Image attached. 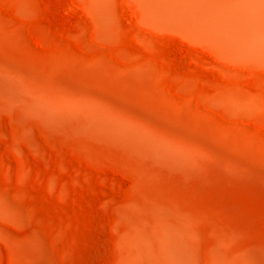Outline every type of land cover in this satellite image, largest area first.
<instances>
[{"label":"rangeland","instance_id":"rangeland-1","mask_svg":"<svg viewBox=\"0 0 264 264\" xmlns=\"http://www.w3.org/2000/svg\"><path fill=\"white\" fill-rule=\"evenodd\" d=\"M153 1L0 0V264H264V42Z\"/></svg>","mask_w":264,"mask_h":264},{"label":"bare ground","instance_id":"bare-ground-1","mask_svg":"<svg viewBox=\"0 0 264 264\" xmlns=\"http://www.w3.org/2000/svg\"><path fill=\"white\" fill-rule=\"evenodd\" d=\"M184 1H187L188 3V5L190 6V8L189 9H196V10H201V11H207L206 9H207V4H205L204 2H205V0L204 1H202V0H154L153 1V3H155L154 5H155V7L151 4L150 5V7L151 6H153L154 7V10H155V14H156V12H157V14H156V16L158 15V13L159 12H161L162 14H160V18L162 19V17H164V16H166L165 18L166 19H171L172 18V21H173V17H174V21H178V19L176 20V18L175 17H177L175 14H174V16H173V13L171 12V11H169V13H166V9H163L162 8V6L160 5L159 7H158V5H159V3H165L164 5H166V4H171L172 6H173V8H175V10L177 9V10H184L185 12H187L188 10L186 9V7H185V2ZM220 1V0H219ZM218 0H216L215 1V3L217 4V3H219L220 4V2H222V1H220L219 2ZM225 1V0H224ZM258 1V0H257ZM256 1V3H254V0H230V1H228V2H230V4L229 5H231V8H232V12L236 15H233V17H237L240 21V23H236L234 20L235 19H232V18H230L229 17V15H228V17L229 18H227V17H223V16H220V12H219V9H220V11L222 12V15H223V13H225L226 15H227V13H230L231 15H232V13L231 12H229V11H231V9H230V7H229V5L227 4V5H219V7H217L218 6V4H217V13L219 14V15H216V9L213 7V8H211L210 10H212V9H214L215 10V12L213 11V12H211V13H215L213 16H215L212 20H210L209 21V17L205 20V17L207 16V15H201L202 16V18L200 17V19H201V22H202V29H205L206 31L204 32V33H210V35H211V33L213 32V33H215V32H217L218 34H216L214 37L215 38H217L216 36L218 35V36H220V39L222 40V41H224L223 42V45H225L224 43H229V45H233V46H235L236 47V44L238 45V43L240 44V43H243V44H245V45H250L251 46V44H253V46H254V41L257 39V37H259V39H262V41L264 42V36H262L263 34V32H264V30H263V28H264V18L262 17V14L264 13V6H260V5H258L259 3ZM262 1H264V0H262ZM212 2V1H211ZM227 2V3H228ZM260 2H261V0H260ZM150 3H152V2H150ZM206 3H207V0H206ZM209 3H210V0H209ZM213 3H214V0H213ZM212 3V4H213ZM213 4V5H216V4ZM258 3V4H257ZM222 4V3H221ZM262 4V3H261ZM264 4V3H263ZM210 6H213V5H211V3L209 4ZM167 6V5H166ZM162 8V10H161V8ZM185 7V8H184ZM148 8V7H147ZM147 8H146V12H147ZM184 8V9H183ZM151 9L152 8H150V11H151ZM161 10V11H160ZM164 10H166V11H164ZM144 11V12H145ZM149 11V10H148ZM182 12L181 11V14L180 15H182L181 17H179L180 19L181 18H183V19H181L180 21L181 22H179V23H182V20L184 21V19L185 18H187V20L186 21H184V23L185 22H187L186 24H188V20H190L191 21V19H189L190 17H194L193 15L192 16H190L191 15V13L190 14H188L187 13V15L186 16H183V14L185 15L186 13L185 12ZM209 11V10H208ZM245 11V12H244ZM248 11V14L246 13ZM163 12H165V13H163ZM170 12H171V15L173 16V17H171V15H170ZM180 12V11H179ZM249 12L251 13V12H255V13H253V14H255V15H253L252 14V17H248V18H251V20H252V18L253 17H255L256 16V14H257V16L255 17L256 18V20H252L253 21V23L254 24H251V20L250 21H248L249 23H247V22H244L243 21V14L244 13H246L247 15H249ZM257 12V13H256ZM143 13V12H142ZM183 13V14H182ZM205 13H207V12H205ZM210 13V12H209ZM145 14V13H144ZM143 14V15H144ZM147 14V13H146ZM149 14V13H148ZM154 14V12H152L151 11V14H149L150 15V17L152 16ZM165 14V15H164ZM202 14V13H201ZM230 15V16H231ZM208 16H209V14H208ZM211 16H212V14H211ZM212 16V17H213ZM225 16V15H224ZM250 16H251V14H250ZM158 18H159V15L157 16ZM168 17V18H167ZM171 17V18H170ZM177 17V18H178ZM232 17V16H231ZM243 18V19H242ZM255 18H253V19H255ZM166 19H165V21H166ZM195 19V18H194ZM196 20V19H195ZM194 20V21H195ZM198 20V24H199V18L197 19ZM248 20V19H247ZM162 21H164V18L162 19ZM169 21V20H168ZM171 21V20H170ZM193 21V20H192ZM192 22L193 23V25L192 24H190V25H192V26H190L191 28H192V30H193V32H195L196 30H197V28L199 29V26L200 25H198V24H195V23H197V21H195V22ZM189 23H191V22H189ZM194 24H195V26H194ZM201 24V23H200ZM196 25L198 26L197 28H196ZM193 26L196 28V30L194 31V29H193ZM238 28H242V30H244L245 32V35H243V34H241V32H238ZM201 29V28H200ZM263 30V32H261ZM201 31V30H200ZM202 31H204V30H202ZM201 31V33H203ZM207 31H209V32H207ZM197 32V31H196ZM192 33V32H191ZM201 33H199L198 32V34L200 35ZM195 34V33H194ZM207 34V35H208ZM199 35H198V38H199ZM207 35H206V37H207ZM261 35V36H260ZM205 36V34L203 35V37ZM194 37H195V35H194ZM200 37H201V35H200ZM213 37V38H214ZM261 37V38H260ZM207 38H209V37H207ZM214 38V39H215ZM219 38V37H218ZM203 39H205V38H203ZM220 39L218 40L217 39V41L219 42L220 41ZM206 41H210V40H207V39H205ZM212 41V40H211ZM216 41V40H215ZM214 41V42H215ZM259 41V43H260V45L262 44V46H263V42L261 41V40H258ZM211 44V43H210ZM214 44V43H213ZM216 44H217V42H216ZM222 43H221V41H220V43H218L217 45H221ZM259 44H257V47L259 46V47H261V49L260 48H257L256 47V49H259V50H263V47L262 46H260ZM228 46V45H227ZM232 46V47H233ZM241 46V45H240ZM243 46V45H242ZM222 47V46H221ZM252 47V46H251ZM250 47V48H251ZM255 47V46H254ZM247 48H249V47H247ZM246 48V49H247ZM253 48V47H252ZM251 48V49H252ZM232 49V48H231ZM235 52V51H234ZM240 52V51H239ZM237 53V52H236ZM239 54H241V53H239ZM238 54V55H239ZM157 103H158V106L162 109L163 108V105H164V103H165V101H164V99L161 97L158 101H157ZM193 115V114H192ZM198 120V124H197V126H196V130H197V132H209V133H212L213 135H214V137H216V138H218V139H222V140H224V139H231L232 137H231V135H229V134H226L225 132L223 133V132H221V131H218V130H216L215 128H214V126L213 125H210L211 123L209 122V121H207L206 119H204V118H199V119H197ZM223 137V138H221V137ZM220 137V138H219ZM233 139H236L237 141H239V143H241L243 146H247L248 144H249V142H247L245 139H243L241 136H239L238 134H236L235 136H234V138ZM260 159L261 160H263L264 161V157H260ZM169 231V230H168ZM174 234V233H173ZM171 236V235H170ZM174 240V239H173ZM170 241V240H169ZM166 243V242H165ZM170 244H171V242H170ZM170 244L168 245L169 246V250H171V251H173V252H175L176 254H178V260L177 261H180V259H181V256H183V254H181L182 252H183V250L181 251V245H176V246H173V245H175L176 243H172V245H171V248H170ZM178 244H179V242H178ZM165 249H167L166 247H165ZM185 253V252H184ZM186 256V255H185ZM176 257V256H175ZM184 258L182 257V261L181 262H183L184 260H183ZM186 259V258H185ZM185 262V261H184ZM175 263V262H174Z\"/></svg>","mask_w":264,"mask_h":264}]
</instances>
